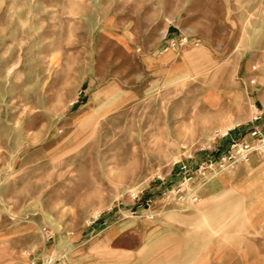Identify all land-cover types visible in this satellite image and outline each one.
Segmentation results:
<instances>
[{"label":"rangeland","instance_id":"1","mask_svg":"<svg viewBox=\"0 0 264 264\" xmlns=\"http://www.w3.org/2000/svg\"><path fill=\"white\" fill-rule=\"evenodd\" d=\"M256 108L264 0H0V264H264L260 198L224 173L187 211L158 199Z\"/></svg>","mask_w":264,"mask_h":264},{"label":"built area","instance_id":"2","mask_svg":"<svg viewBox=\"0 0 264 264\" xmlns=\"http://www.w3.org/2000/svg\"><path fill=\"white\" fill-rule=\"evenodd\" d=\"M199 39L192 38L186 34H172L166 38L167 47L180 48L188 44L199 45ZM263 111L256 108L251 118L252 125L248 128V133L243 137H233L228 139L223 148H219L216 153H207L206 156L197 160L193 152L180 158L174 164L178 166L179 179L171 187H163L158 199L165 205L173 204L180 210L187 211L199 200V189L212 178L233 170L240 163H247L254 154L264 155V125L257 124L263 117ZM232 129H228L222 136H229ZM186 145L184 146V148ZM165 183V181H163ZM134 199H141L139 193H134ZM140 206H145L148 210L147 217L155 216L156 199L154 195H147ZM48 239L53 237L51 231L43 229ZM54 259L47 264H53ZM31 264H37L32 261ZM45 264V263H44Z\"/></svg>","mask_w":264,"mask_h":264},{"label":"crops","instance_id":"3","mask_svg":"<svg viewBox=\"0 0 264 264\" xmlns=\"http://www.w3.org/2000/svg\"><path fill=\"white\" fill-rule=\"evenodd\" d=\"M233 137L237 138L243 136H241L240 133L233 134L231 131L230 137H227V141ZM261 157V155L254 154L247 164H240L234 170L224 173L222 179L218 181H222L224 183L226 187L225 191L227 192L239 190L241 192V196H245V198H251L252 196L256 195V199H261L256 200L251 204L250 207L246 208V211L251 210V219L258 218L260 216L259 214L256 216L258 211L264 212V159ZM179 178L180 177L178 173H176L172 179V182H177ZM254 203H256L255 206ZM177 216L178 218L184 219L185 215L179 214ZM178 231L179 233H175V235H179L180 237L182 236L179 240L180 243H182V241H184L183 237L185 234L183 233L182 229H178L177 232Z\"/></svg>","mask_w":264,"mask_h":264}]
</instances>
